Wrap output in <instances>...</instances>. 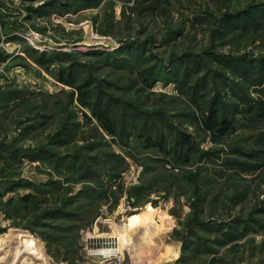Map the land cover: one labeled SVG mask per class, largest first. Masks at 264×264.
<instances>
[{"label":"rangeland","instance_id":"374dc122","mask_svg":"<svg viewBox=\"0 0 264 264\" xmlns=\"http://www.w3.org/2000/svg\"><path fill=\"white\" fill-rule=\"evenodd\" d=\"M262 102L264 0H0V264H264Z\"/></svg>","mask_w":264,"mask_h":264},{"label":"trees","instance_id":"16d2710c","mask_svg":"<svg viewBox=\"0 0 264 264\" xmlns=\"http://www.w3.org/2000/svg\"><path fill=\"white\" fill-rule=\"evenodd\" d=\"M241 14L240 16H238V18H241ZM231 17L232 14H226V17L225 19L227 20V22L229 23L231 20ZM246 17V16H245ZM46 55L45 53L43 54V56ZM50 56V55H49ZM152 66H150V70H151ZM147 70H149V67L147 68ZM158 70V69H157ZM155 70L153 75H152V78H150V82L149 84H153L155 83L156 81H158L159 79V70L157 71ZM186 78L187 76L186 75H183V78ZM168 80V79H167ZM61 81L65 84H68L70 86H73L74 88H77L79 90V101L85 105V106H88L89 107V104H90V91L88 90V84H84L81 83V84H76L75 81H74V77H71L68 76L67 74H65L64 72L62 73L61 72ZM179 82V81H178ZM180 83V82H179ZM247 101V100H246ZM263 104V108L262 110L264 111V102H262ZM97 105V106H96ZM210 109V114L209 116H206L205 120H208L210 119V123L208 124L207 128L208 129H213L214 127H216L220 133H224L226 132L228 129L231 128V119H228L227 116H223L222 114H220L219 112V109L215 106H211V108L209 107ZM251 109H255V107L251 106ZM91 114L93 116H95V118H97L99 124L103 127V129L106 130L107 133H109L110 135H113L115 136V138L117 139L116 136H119L121 137H124L126 134H128L127 130H126V127L127 125H125L126 127H123L121 128L118 132L116 130V124L112 118V116L108 113V110L105 108V106H102L100 105L99 106V103L96 102L95 105L92 106V109H91ZM127 114V112L125 113V115ZM85 116H87L86 114H84ZM148 117H150L148 114H146ZM128 116L130 118H133V114H128ZM147 119V117H146ZM132 121V120H131ZM150 121V119H149ZM148 123L149 122H143L142 124H140V126L138 125V129L141 131V133H144V134H148L150 135L149 133H151L150 131L153 129L154 130V125H150L148 126ZM132 127H136V122L134 123H131ZM148 128V129H147ZM149 138L152 137V136H148ZM190 137L187 136V135H184L181 139L179 140H176L175 142V147H179L177 150L179 152L182 153V150L185 149V148H188L190 147L191 145V142H190ZM164 140V139H163ZM177 150L175 149H172V152H176ZM32 197V195L30 193H26L24 195H22L20 197V199L22 201H25L27 202L30 198Z\"/></svg>","mask_w":264,"mask_h":264},{"label":"bare ground","instance_id":"6f19581e","mask_svg":"<svg viewBox=\"0 0 264 264\" xmlns=\"http://www.w3.org/2000/svg\"><path fill=\"white\" fill-rule=\"evenodd\" d=\"M120 234H121L120 231H118V234L116 233V238H117V240H118L119 243H120L121 239L123 238L122 235H120ZM1 251H2L3 257L1 258V256H0V260L5 261V263L8 262L7 259L9 258V256H12V257L14 256V258H15V256H17V257L18 256H22L26 252L25 250L17 249L15 247L9 246V245L2 246V250ZM1 251H0V253H1ZM109 252H111V251H109ZM177 253H178V250L177 249H174L172 247L170 249V252H169V255L168 256L171 259L172 257L176 256ZM104 254H107L106 256H109L108 253H104ZM9 259H11V257Z\"/></svg>","mask_w":264,"mask_h":264}]
</instances>
